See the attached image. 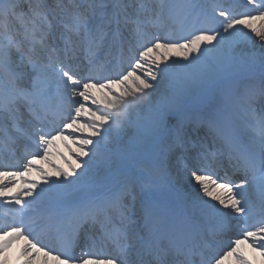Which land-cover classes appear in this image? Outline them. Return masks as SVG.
<instances>
[{
  "label": "snow or ice",
  "instance_id": "snow-or-ice-1",
  "mask_svg": "<svg viewBox=\"0 0 264 264\" xmlns=\"http://www.w3.org/2000/svg\"><path fill=\"white\" fill-rule=\"evenodd\" d=\"M239 7L0 0V264L264 257V0Z\"/></svg>",
  "mask_w": 264,
  "mask_h": 264
},
{
  "label": "bare ground",
  "instance_id": "bare-ground-1",
  "mask_svg": "<svg viewBox=\"0 0 264 264\" xmlns=\"http://www.w3.org/2000/svg\"><path fill=\"white\" fill-rule=\"evenodd\" d=\"M242 4L245 3V0H243V2H241ZM225 6H227L228 4H224ZM257 25L259 24V22L257 21L256 22ZM252 41L255 43V48L257 51H259V45H260V41L254 37V35H252ZM170 59H179L178 57H171ZM115 73H113L112 75H114ZM116 90V89H114ZM101 95V93L97 92L96 93V97ZM143 113V105H137L135 106L132 110H130L128 116H127V119H131V120H135L137 118L138 115H141ZM116 115H119V114H116ZM125 134L127 137H132L134 134H135V130L134 128L132 127H127L126 130H125ZM79 135V134H77ZM56 144L57 146H62L63 147V144L57 140L56 141ZM75 147V146H73ZM63 155L65 158H67L69 160V163L71 162L72 159H74V156L73 157H70L69 156V153L67 152L66 149H64L63 151ZM53 164L57 165V166H61V167H64L66 165H64L63 161L59 158V157H56V158H53ZM36 167H40V168H43L44 171H50V166L47 164V163H44V162H39L37 163ZM28 179H38V174L33 172L32 175L30 177H28ZM40 183L42 184V181H40ZM207 199V198H205ZM6 211V209L4 207H0V214H3V212ZM242 232V231H241ZM218 246H217V252L219 254H222L223 251H226L227 249V245L230 243L231 240H228L229 238L227 236H219L218 238ZM248 249H251L249 248L247 245H242L241 246V251H242V254L244 255V257L248 260V254L246 253V251ZM259 253V252H257ZM259 257L262 259H264V257H261V255L259 254ZM8 260H9V264H23V261L18 258L16 259L15 261L12 260V258L8 255ZM43 261L44 259H41L39 262L38 261H34L33 260V264H43ZM249 261V260H248ZM47 264H56V262H48L47 260ZM224 264H236V261L234 259V257H226L225 260H224ZM260 264H264L263 263H260Z\"/></svg>",
  "mask_w": 264,
  "mask_h": 264
},
{
  "label": "rangeland",
  "instance_id": "rangeland-1",
  "mask_svg": "<svg viewBox=\"0 0 264 264\" xmlns=\"http://www.w3.org/2000/svg\"><path fill=\"white\" fill-rule=\"evenodd\" d=\"M241 0H220V2H222L223 4H229V3H241ZM245 9V8H244ZM128 66H124V68H127ZM111 73H109L108 75H110ZM112 75V74H111ZM115 75V74H114ZM101 95L97 96V98H100ZM59 151L63 154L64 152V147L59 146L58 147ZM241 237V236H240ZM242 238V237H241ZM235 238H232V240ZM227 250V249H226ZM246 253L248 254V260H249V264H260L264 262V259L259 257V253L257 252H253L252 249H248L246 251Z\"/></svg>",
  "mask_w": 264,
  "mask_h": 264
}]
</instances>
